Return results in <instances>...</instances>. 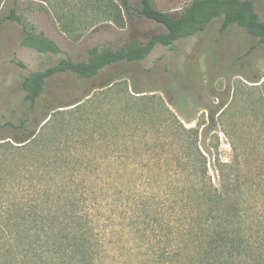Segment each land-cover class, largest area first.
Listing matches in <instances>:
<instances>
[{"label": "rangeland", "instance_id": "rangeland-1", "mask_svg": "<svg viewBox=\"0 0 264 264\" xmlns=\"http://www.w3.org/2000/svg\"><path fill=\"white\" fill-rule=\"evenodd\" d=\"M128 1L129 10L122 0H0V264L15 244L50 235V221L69 206L70 193L112 194L124 188L116 185L123 175L124 182L133 180L128 187L146 194L148 158L190 175L184 146L192 139L191 128L199 130L197 142L215 179V157L230 161L237 153L247 178L264 181V43L237 23L221 31L222 17L172 45L157 44L142 60L112 64L92 78L57 73L46 79L33 106L25 99L22 81L31 72L63 57L87 60L94 46L144 43L165 30L137 13L140 0ZM191 2L153 0L174 15ZM14 4L62 51L22 45V25L6 18ZM255 9L264 20V0H255ZM211 111L216 124L205 133ZM257 182L245 183L247 189L264 193ZM139 200L136 196L132 204L137 207ZM252 226L255 232L261 228ZM130 262L146 264V253L116 263Z\"/></svg>", "mask_w": 264, "mask_h": 264}, {"label": "trees", "instance_id": "trees-1", "mask_svg": "<svg viewBox=\"0 0 264 264\" xmlns=\"http://www.w3.org/2000/svg\"><path fill=\"white\" fill-rule=\"evenodd\" d=\"M122 4L130 9L128 0ZM140 4L137 13L160 23L164 31L152 34L144 43L129 41L119 48L94 46L88 50L87 60L63 57L31 72L22 81L30 105L44 92L46 79L57 73L68 71L80 79L92 78L112 64L144 59L157 44L172 45L177 39L193 36L219 17L221 31L237 23L258 43H264V20L255 9V0H192L178 15L162 11L153 0H140ZM6 18L22 25V45L40 52L62 51L26 22L15 4ZM209 120L205 133L216 124V113L211 111ZM187 131L192 137L184 146L190 175L182 177L160 158H148L146 194L128 187L133 180L124 182L123 175L117 177L116 185L124 188L112 194L85 191L78 197L70 193L69 206L50 221V235L38 236L23 246L15 244L2 264H117L123 256L138 258L145 253L146 264H264V193L251 191L245 184L257 179L247 178L237 153L230 161L215 157V179L197 142L199 130ZM232 146L237 152L238 147ZM256 184L264 185V181ZM136 196L140 199L137 207L132 204ZM254 223L261 225L258 232L252 230ZM141 238L146 240L145 253L141 252Z\"/></svg>", "mask_w": 264, "mask_h": 264}]
</instances>
